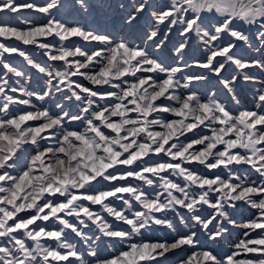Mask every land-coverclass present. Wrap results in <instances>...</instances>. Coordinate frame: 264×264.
Segmentation results:
<instances>
[{
	"label": "snow or ice",
	"instance_id": "1",
	"mask_svg": "<svg viewBox=\"0 0 264 264\" xmlns=\"http://www.w3.org/2000/svg\"><path fill=\"white\" fill-rule=\"evenodd\" d=\"M64 7L0 0V264H264V0Z\"/></svg>",
	"mask_w": 264,
	"mask_h": 264
},
{
	"label": "rangeland",
	"instance_id": "2",
	"mask_svg": "<svg viewBox=\"0 0 264 264\" xmlns=\"http://www.w3.org/2000/svg\"><path fill=\"white\" fill-rule=\"evenodd\" d=\"M40 2H43V0H40ZM74 0H63V3L65 4V7L60 9V17L66 18L69 20H77L82 24H86L89 27H95L99 28L101 30H109L113 31L115 33L116 29L119 27V22L116 14L114 12H109L107 17L103 16L101 14L100 16L97 15L96 12H83V11H74L72 8ZM92 3H97L98 0H90ZM108 3H116L117 0H106ZM26 16H30L34 21H43L44 14L41 13H25ZM15 22V21H13ZM21 60L22 58H17ZM239 236V233L233 234V242L234 240ZM231 247V243H228L224 246L225 251H227Z\"/></svg>",
	"mask_w": 264,
	"mask_h": 264
},
{
	"label": "bare ground",
	"instance_id": "3",
	"mask_svg": "<svg viewBox=\"0 0 264 264\" xmlns=\"http://www.w3.org/2000/svg\"><path fill=\"white\" fill-rule=\"evenodd\" d=\"M240 235V234H239Z\"/></svg>",
	"mask_w": 264,
	"mask_h": 264
}]
</instances>
